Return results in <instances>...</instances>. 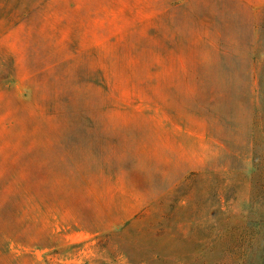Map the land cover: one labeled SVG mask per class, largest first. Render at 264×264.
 <instances>
[{"label":"rangeland","instance_id":"1","mask_svg":"<svg viewBox=\"0 0 264 264\" xmlns=\"http://www.w3.org/2000/svg\"><path fill=\"white\" fill-rule=\"evenodd\" d=\"M0 32V264H264V0H40Z\"/></svg>","mask_w":264,"mask_h":264},{"label":"trees","instance_id":"2","mask_svg":"<svg viewBox=\"0 0 264 264\" xmlns=\"http://www.w3.org/2000/svg\"><path fill=\"white\" fill-rule=\"evenodd\" d=\"M40 0H0V32L10 31L28 19Z\"/></svg>","mask_w":264,"mask_h":264}]
</instances>
